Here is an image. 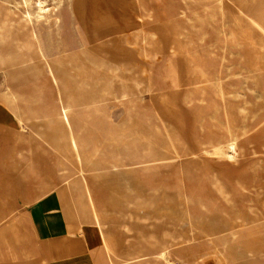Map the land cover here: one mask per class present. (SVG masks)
Returning a JSON list of instances; mask_svg holds the SVG:
<instances>
[{"label":"rangeland","instance_id":"obj_1","mask_svg":"<svg viewBox=\"0 0 264 264\" xmlns=\"http://www.w3.org/2000/svg\"><path fill=\"white\" fill-rule=\"evenodd\" d=\"M28 17L60 87L43 73L13 84L8 69L0 86L17 91L22 129L54 131L27 140L57 151L75 184L79 165L58 121L71 100L83 167L96 174L82 181L91 215L124 239L121 251L106 249L109 264H166L164 252L189 264L176 248L195 249L240 223L258 229L220 245L226 263L264 264V0H0V18L18 36ZM16 36L5 42L20 43ZM120 173L125 203L109 208L96 178ZM132 242L136 251L125 249Z\"/></svg>","mask_w":264,"mask_h":264},{"label":"crops","instance_id":"obj_2","mask_svg":"<svg viewBox=\"0 0 264 264\" xmlns=\"http://www.w3.org/2000/svg\"><path fill=\"white\" fill-rule=\"evenodd\" d=\"M19 38L20 45L24 36ZM13 44L18 45L17 42ZM0 45L4 47L1 37ZM19 49L0 54V71L8 69L9 77L15 72H22L23 79L14 83L35 80L37 74L43 73L60 87L59 73L53 61L48 60L47 56L42 59L35 48L29 52L31 55L33 53V57L23 47ZM36 58L42 59L41 70L29 67V63ZM50 69L56 74L57 81L50 77ZM6 85L0 86V264H109L110 254L106 249L121 251L125 247L121 246L124 239L118 231L115 240H108L114 236L110 226L104 229L99 220L100 215H91L94 207L92 189L82 184L90 177L84 178L79 173V181L70 183L72 178H69V170H73V167H60L57 151L52 147L44 149L43 146L33 145L36 142L31 144L27 140L38 138L40 143L44 138L51 139L54 131L22 129V125H25L23 118L14 107L18 100L17 91L13 87L5 88ZM62 107H66L74 118L69 98L61 104L60 109ZM83 149L84 144L81 160ZM86 167L84 170L92 173ZM115 178L114 182L118 185L120 180ZM108 192L105 201L107 207L124 205L117 203ZM129 246L125 249L136 251V244L132 242ZM114 254L119 256V253ZM129 262L160 264L161 261L133 257Z\"/></svg>","mask_w":264,"mask_h":264},{"label":"bare ground","instance_id":"obj_3","mask_svg":"<svg viewBox=\"0 0 264 264\" xmlns=\"http://www.w3.org/2000/svg\"><path fill=\"white\" fill-rule=\"evenodd\" d=\"M37 19H39V18H36V20ZM0 21H1L0 22L1 23V25H0V37L2 39V43L4 44V46L6 47V45H8L7 49L9 51L16 50V49H19V48L22 49V47H23L25 49V51L29 53L32 49L35 48L36 52L39 55H41V57H43L42 59H46L44 51L41 49V47L38 44V42H34L35 39H37V34L34 31V29H33L32 23L30 22V17H28V20H27L28 21V29L26 31V33H28L30 35V38H26L27 34L25 33L24 34V40L21 42L20 45H19V43H18V45H14L11 42H9V43L5 42L8 39H12L13 36L17 35L16 37H18V34L13 31V29L11 28L10 25H9L10 27L5 25V18H0ZM8 54H11V53H8ZM48 73H49L50 77L54 81H57V76L51 69L48 71ZM22 75L23 74L20 71L11 74V76H10L11 83L21 81L23 79ZM58 121H60L63 124V126L69 130L68 136L66 137L67 138L66 139V147H67L68 154L71 156L72 160L73 161L75 160L78 163L79 172L83 175L84 178L93 177V176L96 177V174H93V172L90 173L87 170H84L83 163H82V160H81V152H82L83 143H82L81 139L79 138V136L76 134L79 131V129L76 128V122L74 121L73 116L71 114H69V112L67 111L66 107H62L60 109ZM231 149H232V147H231ZM233 154H234V152H233ZM124 178H125L124 175L120 173V174H118V176L115 179L116 180L117 179L118 180H123ZM96 179H97V183H99L101 185L103 184L105 186V188L108 189V191H110L111 197L113 199H115V201L117 203H119V204H124L125 203L124 202L125 199H123L124 198V193L123 192L120 193V191L118 190V188H120V186L118 187V185L120 184L119 181L117 183L118 185H116V183L114 182L115 180H114L113 177L112 178H110V177L109 178H103L101 176H97ZM134 185L136 186L138 192L142 193V189L140 187H138V184L135 183ZM248 188H249V185L246 184L244 186L245 191L248 190ZM63 189H61V190H63ZM65 194H66V192H65ZM164 195L165 196H169V198L170 197H173V198H175V197L184 198L185 197L186 200L189 197L187 194H184V193L183 194L178 193L176 195L173 194V193H167V194H164ZM156 197H157V195H156ZM64 201H67V200H64ZM201 205L203 207L205 206V204H201ZM67 206H68V204H67ZM70 206H71V204H70ZM238 211H239V207L237 206V208H235V212L237 213ZM69 213H70V211H69ZM122 215H123V213H122ZM110 229L114 232V236L112 235L111 237H109L108 240H115L116 236H117V232L120 231V229H115V228L112 227V225L110 226ZM257 229H258V226L253 224V223H251V224L240 223L234 230L230 231L229 233H227L225 235H222L221 237L211 238V239H203L202 240L203 243L199 244L200 246H198L195 249L187 250V248H186L187 246L185 244H183L180 247H178V249H179L178 252H179V255H180V258L182 259V261H185L186 263H189V264H229V263H226L225 256L223 255V253L220 250V245L222 243H225L226 241H228L230 239H233L235 237H242V236L246 235L247 233L256 231ZM171 257H172V254L164 253L163 259L166 262V264H177L175 262V260L171 259ZM176 257H177V255H176Z\"/></svg>","mask_w":264,"mask_h":264}]
</instances>
